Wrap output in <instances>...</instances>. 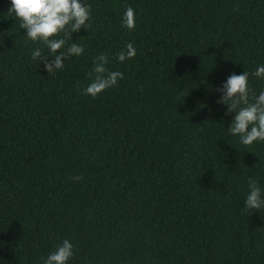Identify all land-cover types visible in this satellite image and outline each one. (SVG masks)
I'll list each match as a JSON object with an SVG mask.
<instances>
[{"label": "trees", "instance_id": "trees-1", "mask_svg": "<svg viewBox=\"0 0 264 264\" xmlns=\"http://www.w3.org/2000/svg\"><path fill=\"white\" fill-rule=\"evenodd\" d=\"M84 3L91 28L65 49L85 51L50 75L0 0V264H44L65 239L67 264H264V213L245 211L264 142L228 133L216 90L245 71L264 90V0ZM100 54L124 79L93 98Z\"/></svg>", "mask_w": 264, "mask_h": 264}, {"label": "clouds", "instance_id": "clouds-1", "mask_svg": "<svg viewBox=\"0 0 264 264\" xmlns=\"http://www.w3.org/2000/svg\"><path fill=\"white\" fill-rule=\"evenodd\" d=\"M238 10V9H237ZM13 13L20 27L26 30V36L33 42L42 43L47 47L49 55H43V50L36 48L32 52V59L43 62L45 70L51 75L65 67V60L72 56H81L83 46L72 43L65 49L72 34L81 28L90 29L91 5L84 0H11L8 10ZM122 27L129 30L136 28V14L132 7L124 13ZM61 49H65L61 51ZM137 55V50L130 42L126 49L119 52L116 59L124 62ZM51 57V59H50ZM109 57L98 55L93 61V68L89 76L92 82L82 90L83 94L93 98L109 88L115 87L118 80L124 79V73L108 69ZM251 75L264 79V65L255 69ZM222 93L218 103L227 105V113L235 112V116L228 126V133L238 136L241 144L251 146L255 142H264V90L257 96L249 87V73L245 71L237 75L228 76L222 87L216 89ZM75 181L83 177L72 178ZM249 192L245 199V211L249 215L253 211L264 213V193L257 180L249 178ZM74 246L68 239L51 252L44 260V264H67L74 255Z\"/></svg>", "mask_w": 264, "mask_h": 264}]
</instances>
